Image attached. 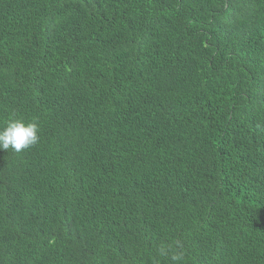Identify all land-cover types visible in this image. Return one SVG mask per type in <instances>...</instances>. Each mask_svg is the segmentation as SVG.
Masks as SVG:
<instances>
[{
  "label": "trees",
  "instance_id": "trees-1",
  "mask_svg": "<svg viewBox=\"0 0 264 264\" xmlns=\"http://www.w3.org/2000/svg\"><path fill=\"white\" fill-rule=\"evenodd\" d=\"M0 264H264V0H0Z\"/></svg>",
  "mask_w": 264,
  "mask_h": 264
},
{
  "label": "clouds",
  "instance_id": "clouds-1",
  "mask_svg": "<svg viewBox=\"0 0 264 264\" xmlns=\"http://www.w3.org/2000/svg\"><path fill=\"white\" fill-rule=\"evenodd\" d=\"M39 142V125L36 120L25 121L21 118H10L0 127V149L11 148L15 152L26 150ZM160 257H170L174 264L183 259L181 253L171 245H160L156 249Z\"/></svg>",
  "mask_w": 264,
  "mask_h": 264
}]
</instances>
